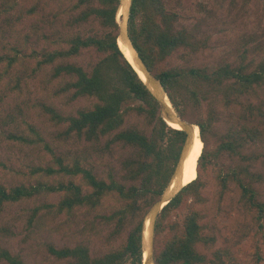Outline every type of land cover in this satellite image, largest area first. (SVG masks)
<instances>
[{
	"label": "trees",
	"instance_id": "obj_1",
	"mask_svg": "<svg viewBox=\"0 0 264 264\" xmlns=\"http://www.w3.org/2000/svg\"><path fill=\"white\" fill-rule=\"evenodd\" d=\"M13 2L5 0L0 4V15L14 10L16 4ZM120 3L121 0L74 2L69 12L72 14L70 32L60 36V44H68V47L44 49L32 76L55 65L52 80L60 77L70 79L63 92H71L74 100L80 97L96 99L92 108L79 111L77 117L64 118L53 108L50 112L59 122L68 123L66 135L77 134L88 141L108 137V147L121 144L132 149L133 157L122 163L123 174L118 176L111 172L107 178H99L91 168L84 167L80 162L67 165L57 157L58 168L36 170L38 174L46 175L43 182L10 188L0 184V215L7 205L40 195H60L56 205L41 207L57 214H71L84 207L97 209L108 199L119 204L114 212L103 216V219L106 224L114 225L109 241L116 240L125 229L130 228L120 247L95 258L83 244L73 249L49 247L53 256L68 260V264H145V217L168 187L187 138L185 130L174 128L164 121L159 101L118 45ZM176 22L177 15L169 13L161 0H132L128 29L134 46L148 69L160 80L177 113L200 127L204 143L198 161L197 179L187 184L158 216L156 232H169L163 247L155 254L154 264H207V256L198 249V244L205 240L200 223L202 214L194 208V204L206 202L202 191L206 184L201 179V172L209 167H218L215 177L221 198L232 189L236 190L242 206L251 216L257 235L264 241V201L255 186L261 177L252 172V164H241L235 160L240 158L241 162H252L251 156L245 155L244 151L261 142L263 130L251 126L255 121L252 117L233 111V123L229 131L220 137L217 149L206 148L217 120V104L226 108H244V98L249 97L256 88H264V59L254 68L223 63L213 67L174 66L159 69L160 63L179 49L199 50L193 35L186 29H178ZM87 24L92 26L90 31L84 28ZM93 48L103 53L104 58L89 71L70 62L83 50ZM2 49L0 81L10 76L17 64H22V49L19 46L4 45ZM11 80L15 81L13 90L20 87L19 77ZM249 108L244 109L251 111ZM130 116L143 118L145 126L124 129ZM222 155L231 157L234 164L220 166L218 160ZM189 199L193 200L192 207L181 225L172 220V214ZM41 209L33 210L30 223ZM0 261L4 264H26L8 250H0Z\"/></svg>",
	"mask_w": 264,
	"mask_h": 264
},
{
	"label": "rangeland",
	"instance_id": "obj_2",
	"mask_svg": "<svg viewBox=\"0 0 264 264\" xmlns=\"http://www.w3.org/2000/svg\"><path fill=\"white\" fill-rule=\"evenodd\" d=\"M12 1L16 8L0 15V54L4 53V45L19 46L22 64H17L10 76L0 81V184L10 188L43 182L46 175L36 170L58 168L57 157L67 165L80 162L99 178H107L111 172L121 176L122 163L133 155L132 149L121 144L108 147V137L88 141L77 134L66 135L68 123L59 122L50 112L53 108L64 118L77 117L79 111L92 108L96 99L80 97L74 100L71 92H63L70 79L52 80L55 65L32 76L44 49L68 47V44H60V36L70 32L72 14L69 12L77 0ZM3 2L5 0L0 4ZM161 3L169 13L177 15V28L193 35L199 50L179 49L160 63L159 69L213 67L223 63L254 68L264 59V0H161ZM84 28L90 31L92 26L87 24ZM103 58L104 54L93 48L83 50L70 62L89 71ZM15 77L20 78V87L13 90L15 81L11 79ZM243 101L244 108L250 107L251 111L217 104V120L206 148L217 149L220 137L233 123V111L252 117L255 121L251 126L263 130L261 142L244 151L251 156L252 162L235 160L252 164V172L261 177L255 186L264 201V88H256ZM132 126L143 128L144 119L130 116L124 129ZM221 158L218 160L220 166L234 164L227 155ZM217 168L213 166L201 172L206 184L202 190L206 202L194 204V208L202 214L200 223L205 240L198 244V249L207 256V264H264V241L257 235L251 216L242 206L240 194L232 189L221 198L215 177ZM59 200L60 195H40L7 205L0 215V250H8L26 264H68V260L53 256L49 247L73 249L83 244L92 257H100L120 247L130 230L128 227L116 240H108L114 225L106 224L103 216L119 206L110 199L97 209L84 207L71 214L41 209L46 204L56 205ZM192 202L189 199L175 211L172 220L182 225ZM36 208L41 210L30 223ZM168 232L157 233L155 229L154 254L163 247Z\"/></svg>",
	"mask_w": 264,
	"mask_h": 264
},
{
	"label": "bare ground",
	"instance_id": "obj_3",
	"mask_svg": "<svg viewBox=\"0 0 264 264\" xmlns=\"http://www.w3.org/2000/svg\"><path fill=\"white\" fill-rule=\"evenodd\" d=\"M126 2L125 6L120 7L119 12V18L121 21V18L123 17V14L126 13L128 15V9L129 5L131 4L132 0H124ZM127 5V8H126ZM125 28V26H124ZM119 46L124 53L125 57L128 59L132 67L137 71L143 82L145 84L155 90V88L159 89V86L154 83L153 78L147 73L145 66L143 65L142 61L140 60L139 56L137 55V52L135 49L131 46L129 40L127 39L125 33L119 40ZM156 92V91H155ZM163 98V97H162ZM165 102H167V105L171 108V104L165 99ZM169 124L177 129L185 130V124L182 122H178L175 120H172V122L169 121ZM191 130L193 128V134H192V145L190 147L188 146L186 149V152L184 154V157L182 159L178 175L175 176L174 181L171 184V187L169 188V194H174L175 192H178L183 186L191 183L192 181L196 180L198 177V161L200 156L202 155L204 143L201 139L200 130L197 126H190ZM152 221L150 222V219H147L146 221V228H145V256H144V263L147 264L149 260L150 262V255L152 253L151 244H152ZM155 236V234H154Z\"/></svg>",
	"mask_w": 264,
	"mask_h": 264
},
{
	"label": "water",
	"instance_id": "obj_4",
	"mask_svg": "<svg viewBox=\"0 0 264 264\" xmlns=\"http://www.w3.org/2000/svg\"><path fill=\"white\" fill-rule=\"evenodd\" d=\"M125 4H126V2L124 0H121L120 7L125 6ZM131 4H132V2H131ZM131 4L129 5L128 15H126V13H124L123 17L121 18V21H120V18L118 16V23H119L118 45H119L120 38L125 33V35H126L127 39L129 40L131 46L135 49V51L137 52V55L139 56V58L142 61L143 65L145 66V69H146L147 73L153 78L154 82H156L154 84L155 85L157 84L159 86V88H160V90L157 89V88H155V90H153L152 88L147 86L149 88V90L152 92V94L156 97V99L160 103V113H161L162 118L164 119V121L166 123H168V125H169V121L172 122V120H175V121H178V122L179 121L182 122L183 124H185V131L187 133V138H186L185 143L183 145V149H182V152H181V155H180L179 162H178V164H177V166L175 168V171H174V173L172 175L170 183H169L168 187L165 189L163 195L149 209V211H148V213L146 214V217H145L144 228H143V251H144L143 257L145 256V246H146V242H145L146 221H147V219H150V222L152 221V235L153 236H152V244H151L152 253H151L149 259H150L151 264H154V255H155L154 254V234H155V229H156V222H157L158 216L161 213V211L163 210V208L166 205H168L173 200V198L186 186V185L183 186V188H181L178 192H175L174 194H169V192H168L169 188L171 187L172 182L175 179V176L178 175V171H179V168H180V165H181V162H182V159L184 157V154L186 152L187 147L188 146L190 147V145H192V143H193L192 134H193L194 131H193V128L191 130L190 126H194L195 127L197 125H195L192 122H189L186 119H183L177 113V111L173 107V104L171 103V101H170L165 89L163 88L160 80L148 69V67L144 63L143 59L141 58L138 50L134 46V43H133V41H132V39L130 37L129 29H128ZM126 8H127V5H126ZM124 26H125V28H124ZM138 75L141 78L139 73H138ZM141 80H142V78H141ZM164 98L167 99V101L171 104V108L167 105V102H165ZM197 127L200 128L199 126H197ZM147 264H149V260H148Z\"/></svg>",
	"mask_w": 264,
	"mask_h": 264
}]
</instances>
